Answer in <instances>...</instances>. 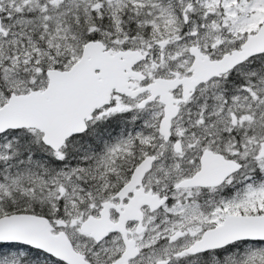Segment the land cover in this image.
<instances>
[{
	"label": "snow or ice",
	"instance_id": "obj_1",
	"mask_svg": "<svg viewBox=\"0 0 264 264\" xmlns=\"http://www.w3.org/2000/svg\"><path fill=\"white\" fill-rule=\"evenodd\" d=\"M0 264H264V0H0Z\"/></svg>",
	"mask_w": 264,
	"mask_h": 264
}]
</instances>
